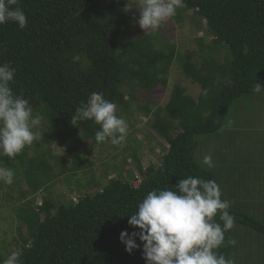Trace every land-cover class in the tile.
<instances>
[{
	"label": "trees",
	"instance_id": "1",
	"mask_svg": "<svg viewBox=\"0 0 264 264\" xmlns=\"http://www.w3.org/2000/svg\"><path fill=\"white\" fill-rule=\"evenodd\" d=\"M123 2L113 0L105 6L101 0H20L26 28L19 29L15 23L0 25V63L16 69L10 86L29 101L33 112L46 107L49 126L45 132L59 130L52 138L62 141L67 152L81 143L77 133L93 145H102L95 140L98 124L91 120L71 123L76 107L92 92L103 93L115 105L125 104L124 110V90L134 101L138 92L150 95L167 85L174 47L167 52L158 50L151 32L122 44L119 39L138 24V16L125 12ZM181 11H192L198 19L196 26L204 23L210 44L204 46L199 66L187 55L183 67L186 78L199 86L196 98L180 86L163 106L147 98L155 105L154 111L144 108V115L153 119L151 132L167 145L158 167L139 164V181L109 179L94 195L68 205L56 206L48 196L37 205L35 195L53 176L70 169L65 158H52L57 166L54 172L46 157L50 151L34 142L15 157H4L3 166L11 168L16 179L21 177L27 186L26 190L19 189L20 185L15 188L19 201L27 200L12 209L23 226L17 228L15 239L20 264H146L138 238L140 247L131 253L119 238L124 230L129 234L139 231L128 224L138 202L154 189L174 188L188 175L215 180L195 162L194 139L217 132L230 106L241 96L264 95L252 91L256 82L264 86V0H182L173 17L177 23ZM224 46L230 58L220 62L215 55ZM204 89L208 90L206 96ZM64 131L68 133L61 136ZM31 148L33 155H29ZM79 158L74 155L71 169L81 168L83 159ZM4 187L0 182V190ZM228 211L235 218L234 225L264 235V224L234 209ZM214 220L223 224L219 213ZM232 229L224 233L225 244L217 250L227 259L232 245L226 242L233 239Z\"/></svg>",
	"mask_w": 264,
	"mask_h": 264
},
{
	"label": "rangeland",
	"instance_id": "2",
	"mask_svg": "<svg viewBox=\"0 0 264 264\" xmlns=\"http://www.w3.org/2000/svg\"><path fill=\"white\" fill-rule=\"evenodd\" d=\"M123 1L125 8L127 0ZM112 2L113 0H101V4L105 6ZM127 12L139 16V9L132 8ZM173 17L166 20L160 29L153 31L144 30L137 24L131 28L128 35L119 39L124 44L141 34L151 32L156 39L158 50L167 52L170 47H174V59L168 72L166 87H158L150 95L138 92L134 101L130 99L129 91L124 90V100L127 104L125 109L122 108L125 104L116 105V114L124 118L128 124L126 140L121 146H114L107 140L101 146L93 145L77 133L75 136L81 138V143L75 150L67 152L62 141L52 138L60 132L59 130H52L48 134L45 132L49 126L46 107L33 112V116H43L41 126L33 130L41 133L34 143L44 151H50L46 157L52 162L54 172L57 171V166L52 158L55 160L57 155L65 158V164L70 168L66 169L63 175L53 176L51 183L35 195L34 201L37 205H40L46 196L56 206L68 205L85 195H94L109 179L122 177L125 181L133 182V179L139 181L137 171L139 164L143 168L150 165L158 167L161 164L167 145L151 132L149 124L153 119L151 115L148 117L144 115V108L154 111L155 105H165L172 90L177 86L183 87L189 96L196 98L199 86L186 78L183 67L187 55L192 64L199 66L200 58L206 52L204 46L210 44V38L205 36L204 23L196 26L198 19L192 11H181L179 23ZM198 39H202L201 43L197 41ZM215 56L220 62L229 59L228 48L224 46ZM147 98H151L155 105L149 104ZM65 133L68 131L61 132L60 135L65 136ZM193 147L195 162L214 176L221 189V199L230 202L229 209L263 220V214L256 213L252 205L258 197H264V188L261 187L264 185V95H243L238 98L230 106L221 128L213 134L197 136ZM33 150L30 149L29 155L35 154ZM206 154L212 157L211 167L203 163ZM74 155L83 159V165L78 170L71 169ZM4 157L0 155V167H4L2 164ZM254 173L257 174L255 177L257 182L253 179ZM16 176L15 173L14 182L11 184L13 186L2 182L5 189L0 190V255L3 259L12 252L18 253L15 241L18 238L17 228L23 227L14 217L12 209L14 205H21L27 200L26 197L22 202L19 201L20 194L15 188L20 185L19 189L26 190L27 186L21 177H18V181ZM243 232H247V235ZM231 234L236 241L231 247L232 260H240L235 255H241V251L247 250L249 238L262 236L240 225H234ZM236 245L239 250L236 249ZM241 262L245 263L244 260Z\"/></svg>",
	"mask_w": 264,
	"mask_h": 264
},
{
	"label": "clouds",
	"instance_id": "3",
	"mask_svg": "<svg viewBox=\"0 0 264 264\" xmlns=\"http://www.w3.org/2000/svg\"><path fill=\"white\" fill-rule=\"evenodd\" d=\"M20 0H0V25L15 23L19 29L27 26V16L19 7ZM182 0H127L124 11L139 9L137 23L148 31L158 30L169 18L176 15ZM16 69L9 63H0V155L15 157L41 135L38 129L42 115L33 116L29 101L14 93ZM254 93L264 92V86L255 83ZM204 89L202 94L207 95ZM91 120L100 126L95 133L97 143L106 140L121 146L127 136L126 120L116 114V105L104 98L101 92H92L86 102L76 107L71 123ZM203 163L212 166V157L206 154ZM15 173L11 168L0 167V182L11 185ZM222 193L214 179L188 175L179 179L174 188L154 189L137 204L129 215L128 224L139 231L120 233V241L131 253L143 245L146 264H234L217 250L225 244L224 233L234 227L235 218L228 211L230 202L221 199ZM219 213L223 222H215ZM235 245L234 239L226 242ZM0 264H20L19 254L12 252Z\"/></svg>",
	"mask_w": 264,
	"mask_h": 264
},
{
	"label": "crops",
	"instance_id": "4",
	"mask_svg": "<svg viewBox=\"0 0 264 264\" xmlns=\"http://www.w3.org/2000/svg\"><path fill=\"white\" fill-rule=\"evenodd\" d=\"M253 171L255 172L256 170L253 169ZM256 175V173L253 174V179L255 182L258 181L257 178H255L257 177ZM240 178L243 179L242 177ZM261 187L264 188V185ZM252 208L256 213L261 212L264 216V197H258V199L253 202ZM251 217L264 224V218L263 220H260L256 216L252 215ZM243 234L247 235V232H243ZM249 242L250 243L246 245L247 250L241 251V255H235L240 259H233V261L236 262L235 264H243V262H241L242 260H244V264H264V235L255 238H249ZM236 249L239 250L237 245Z\"/></svg>",
	"mask_w": 264,
	"mask_h": 264
}]
</instances>
